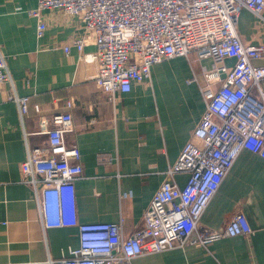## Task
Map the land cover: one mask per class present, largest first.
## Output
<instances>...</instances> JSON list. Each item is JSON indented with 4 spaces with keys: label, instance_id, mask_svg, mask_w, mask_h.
I'll return each instance as SVG.
<instances>
[{
    "label": "crops",
    "instance_id": "1",
    "mask_svg": "<svg viewBox=\"0 0 264 264\" xmlns=\"http://www.w3.org/2000/svg\"><path fill=\"white\" fill-rule=\"evenodd\" d=\"M38 0H0V49L13 79L0 90V264H48L80 246L77 227H51L57 214L53 199H39L21 182V163L30 147H47L40 133V114L49 119L73 102L74 127L68 147L81 152L84 174L76 181V213L81 223H122L128 237L143 225L146 209L180 157L205 112L197 79L213 60L195 53L163 60L150 79L133 82L132 90L112 98L98 87L97 63L83 51L64 45L84 35L83 24L58 10H45L47 28L37 36L31 11ZM238 32L244 43L264 45V13L243 9ZM235 59H227L232 67ZM264 66V57L253 61ZM210 74V73H209ZM226 75H213L219 87ZM14 95L28 98L22 121ZM36 107L40 108V114ZM201 218L203 226L222 229L243 214L252 232L225 237L208 247L192 246L143 255L132 264H264V158L243 150ZM189 175L178 174L183 188ZM69 213V205L66 213Z\"/></svg>",
    "mask_w": 264,
    "mask_h": 264
},
{
    "label": "built area",
    "instance_id": "2",
    "mask_svg": "<svg viewBox=\"0 0 264 264\" xmlns=\"http://www.w3.org/2000/svg\"><path fill=\"white\" fill-rule=\"evenodd\" d=\"M243 9L263 18L264 0H38L31 14L38 20L37 36L47 28L45 10H60L83 24L84 35L64 45L83 51L97 63L95 81L112 98L132 90L133 82L150 79L154 64L174 57L210 58L209 73L198 82L205 112L178 160L146 209L141 228L128 237L122 223H81L76 213V181L84 174L81 152L68 147L66 136L74 127L72 101L67 111L49 119L40 114V133L47 147H30L26 134V157L21 163V182L34 188L46 202L53 199L57 214L51 227H77L80 246L69 256L49 259L48 264H132L143 255L192 246L208 247L215 241L252 232L241 213L218 230L201 218L243 150L264 158V66L253 61L264 57V45L246 44L238 32ZM227 59H235L232 67ZM224 73L223 83L211 77ZM13 87L5 54L0 49V90ZM22 121L28 98L14 95ZM189 175L181 188L175 177ZM69 205V213L66 206Z\"/></svg>",
    "mask_w": 264,
    "mask_h": 264
}]
</instances>
